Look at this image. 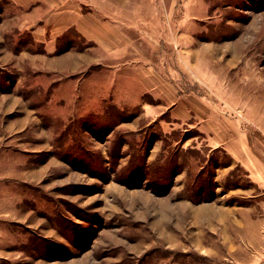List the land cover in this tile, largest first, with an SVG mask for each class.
Returning a JSON list of instances; mask_svg holds the SVG:
<instances>
[{
    "label": "rangeland",
    "instance_id": "1",
    "mask_svg": "<svg viewBox=\"0 0 264 264\" xmlns=\"http://www.w3.org/2000/svg\"><path fill=\"white\" fill-rule=\"evenodd\" d=\"M112 3L82 10L115 23L123 44L98 55L116 65L69 70L65 53L91 50L75 28H22L64 7L0 0V264H257L218 213L257 191L185 114L194 101L264 120V0Z\"/></svg>",
    "mask_w": 264,
    "mask_h": 264
},
{
    "label": "crops",
    "instance_id": "2",
    "mask_svg": "<svg viewBox=\"0 0 264 264\" xmlns=\"http://www.w3.org/2000/svg\"><path fill=\"white\" fill-rule=\"evenodd\" d=\"M12 1L19 7L28 9L33 8L34 5V7L41 6L47 9L58 6L64 7L60 12L49 11L46 16L42 15L32 20L26 19L22 28L31 29L35 33L40 32L44 35L42 39L39 38L42 41H45V32L54 20H56V23H53L52 30L66 31L72 27L75 28L81 37H85L91 43L90 47H88L89 45L85 47L91 50L88 52V50L81 48L80 50L65 53L64 56L66 58L69 57L72 62L73 60L75 61L69 66V70L83 68L86 63L88 65L99 64L101 59L105 60L107 63H104L105 65H116L117 61L114 64L109 61L110 59H114V57L110 58L106 55V58H102L98 55V49L100 48L104 52L106 50V52L112 53L111 50L119 43L122 42L123 44L124 40L115 36L114 30L116 25L114 22L100 19L95 12L82 10L84 4L88 6V0H81L80 3L72 0ZM112 1L107 0L108 3H111L110 6L113 4ZM95 4L98 5V0H90V8H94ZM62 17H65L66 20L58 21ZM49 42L47 43L48 47H51L52 45H49ZM133 63L138 62L135 61ZM124 64L131 68L134 67L131 66V60L125 61ZM145 68L146 66L143 68H133V70L128 68V73L151 74ZM178 111L179 108L175 106L173 112L177 116H179ZM229 111L218 108L216 105L196 104L192 101L188 102L185 116L188 125L197 126L202 132L201 142H204V146L208 147L210 151L220 149L227 152L235 164L243 166L247 171L248 177L253 183L251 191L256 190L257 192L245 194L244 192L247 189L243 188L240 196L246 198V203L235 201L233 203L225 202L223 206L219 205V220L222 219L223 228L234 226V242H230L232 236L229 234L227 228L225 231L227 234H225V238L228 240V243L230 242L229 245L241 251L248 250L247 248L249 247L256 254V259L258 260L256 263L264 264V120H259L257 114L253 113L254 111L251 109L246 108L245 113H243L244 116L241 114L237 115V113H234L235 110ZM191 138L190 144L191 146H195L191 142L194 137ZM229 194L227 192L225 196ZM212 205H216L215 201L204 203L203 210L205 212L208 210V212L202 216L201 223L203 229H206V224L210 226L215 224L216 217L210 213L211 207L213 209Z\"/></svg>",
    "mask_w": 264,
    "mask_h": 264
}]
</instances>
